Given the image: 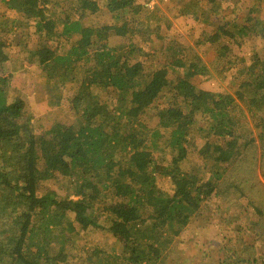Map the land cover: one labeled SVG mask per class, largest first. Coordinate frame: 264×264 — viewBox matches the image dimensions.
Listing matches in <instances>:
<instances>
[{
	"label": "trees",
	"instance_id": "trees-1",
	"mask_svg": "<svg viewBox=\"0 0 264 264\" xmlns=\"http://www.w3.org/2000/svg\"><path fill=\"white\" fill-rule=\"evenodd\" d=\"M0 1L37 36L33 49L21 45L23 61L39 66L55 88L69 87L76 114L73 124L56 122L38 134L25 102L10 93L12 75H0V264H67L95 228L118 246L95 245L80 264H164L182 235L210 218L211 198L248 186L247 179L233 180L243 164L264 161V59L254 55L233 93L210 92L194 82L209 69L193 48L169 38L145 53L132 42L152 30L139 0H107L109 12L124 17L121 26L85 23L98 0H81L71 9L78 18L52 0ZM224 1L191 0L177 16L210 24ZM253 11L232 31L264 46V20ZM16 21L2 15V32L12 33ZM229 27L216 23L205 41L218 43ZM112 32L118 45L109 43ZM4 34L3 68L12 46ZM160 56L164 63H155ZM195 134L205 141L201 165L189 157ZM58 177L66 196L41 189ZM162 178L172 193L158 185ZM255 227L264 239V224ZM230 242L220 245L218 264H261L243 238Z\"/></svg>",
	"mask_w": 264,
	"mask_h": 264
},
{
	"label": "rangeland",
	"instance_id": "rangeland-1",
	"mask_svg": "<svg viewBox=\"0 0 264 264\" xmlns=\"http://www.w3.org/2000/svg\"><path fill=\"white\" fill-rule=\"evenodd\" d=\"M52 0L55 6L64 7L74 17L78 18L80 13L74 14L71 10L80 5L81 0ZM145 10L142 19L146 22L152 18L151 32L133 37L132 42L143 48L145 53H153L156 45H163L165 39L174 38L185 47H191L201 57L207 65L209 72L204 77H195L194 82L199 88L210 92H228L233 93L247 67L253 62V58L259 56L264 59V46L258 39L244 38L236 39L232 31L233 24H243L249 15L250 10L254 9V16L264 20V0H225L223 11L220 15L214 16L210 24L192 17L177 16L178 6L189 3L191 0H139ZM206 6V3L202 4ZM6 15L8 19H16L12 33L2 32L0 27V36L4 34L7 39V45L10 48L11 60L3 68L0 65L1 77L11 74L10 93L12 96L20 97L26 104L28 114L32 116V122L38 134H46L49 127L56 122L71 125L76 120V114L69 101L72 96L70 88H55L47 80L42 69L37 65L26 64L23 61L25 52L21 51V45H27L33 49L37 43V36L30 35L28 28L21 21L17 12L8 10L6 5L0 1V17ZM107 8V0H98V11L96 13H86L82 18L87 25H117L121 26L124 17L115 16ZM18 17V18H17ZM165 18L166 22H158ZM229 23L230 27L223 33V38L216 44L205 41V37L214 33L215 24ZM12 25V24H11ZM133 26V25H132ZM120 37L112 32L109 39L110 45H118ZM198 41H201L198 43ZM50 45H58L53 41ZM223 56L221 61L218 56ZM143 60V56H139ZM165 56H160L155 63H164ZM147 68H152L150 62ZM149 70V69H148ZM149 128H153L157 120L151 119L152 113H148ZM238 139L241 137L238 135ZM190 143L194 150L190 151L189 157L192 164L201 165L202 157L199 150L205 143L198 134L193 135ZM261 150H256L259 157ZM246 163V164H245ZM243 164L244 173L238 174V179H247L250 181L246 188L243 184L239 185L237 190H228L226 198H211L212 211L210 218L205 217L203 226L190 227L180 238L177 244H174L171 252L164 264H218L221 255H218V249L221 244H228L230 240L243 238L245 243L254 246L252 251L261 257V264H264V239L258 238L259 231L256 225L264 224V215H260V210L264 209V161H259L254 167ZM62 177L44 181L41 189H52L60 196H66L69 188L62 186ZM60 183V185L58 184ZM158 185L168 193H172L171 183L166 178L158 180ZM248 189L246 195L245 190ZM260 221V223H259ZM255 225V226H254ZM261 231V229H259ZM257 238V239H256ZM80 247L71 254L70 261L67 264H80L91 248L95 245H105L108 247H117L118 244L114 238L108 235L101 228H95L86 240L79 243ZM258 257V258H259ZM260 259V258H259Z\"/></svg>",
	"mask_w": 264,
	"mask_h": 264
}]
</instances>
